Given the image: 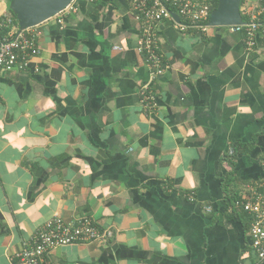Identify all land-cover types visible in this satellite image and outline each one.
<instances>
[{
  "label": "crops",
  "instance_id": "crops-1",
  "mask_svg": "<svg viewBox=\"0 0 264 264\" xmlns=\"http://www.w3.org/2000/svg\"><path fill=\"white\" fill-rule=\"evenodd\" d=\"M76 4L38 26L31 69L0 72V264L54 216L114 234L55 248L53 264H264L224 199L228 176L240 198L264 190L263 21L249 48L226 26L163 20L154 75L132 0Z\"/></svg>",
  "mask_w": 264,
  "mask_h": 264
},
{
  "label": "built area",
  "instance_id": "built-area-1",
  "mask_svg": "<svg viewBox=\"0 0 264 264\" xmlns=\"http://www.w3.org/2000/svg\"><path fill=\"white\" fill-rule=\"evenodd\" d=\"M213 10V0H132L133 15L140 23L141 30L138 50L144 55L154 75L162 74L168 67L159 49L158 24L163 20H171L180 30L195 28L204 32L209 28ZM240 10L244 23L226 27L231 33H244L248 47L253 48L262 25L260 18L264 15V0H244ZM77 11L76 0H73L60 13ZM172 12L177 13L181 21H176ZM38 26L17 32L12 15L5 12L0 16V72L32 68L42 35ZM116 49L119 47L116 46ZM141 94L145 109L154 107L156 97L149 90V86L142 89ZM236 206L243 208L252 217V246L257 257L264 260V190L260 191L253 186L251 194L237 200ZM208 211H211V207ZM113 234L110 227H104L91 216H81L71 221L54 216L23 241L22 248L12 258V264H53L50 254L55 248L106 241Z\"/></svg>",
  "mask_w": 264,
  "mask_h": 264
},
{
  "label": "water",
  "instance_id": "water-1",
  "mask_svg": "<svg viewBox=\"0 0 264 264\" xmlns=\"http://www.w3.org/2000/svg\"><path fill=\"white\" fill-rule=\"evenodd\" d=\"M73 0H9L10 9L17 18L19 31L38 26L62 12ZM242 0H218L211 13L209 26H227L244 23L240 6ZM176 21L180 16L172 12ZM264 24V15H263Z\"/></svg>",
  "mask_w": 264,
  "mask_h": 264
},
{
  "label": "trees",
  "instance_id": "trees-1",
  "mask_svg": "<svg viewBox=\"0 0 264 264\" xmlns=\"http://www.w3.org/2000/svg\"><path fill=\"white\" fill-rule=\"evenodd\" d=\"M2 1V0H0ZM244 1V0H242ZM8 14L12 15L14 18H15V25L17 26V32L19 31V25H18V21H17V18L16 16L14 15L13 11L10 9V3H9V0H8ZM217 5H218V0H213V9H216L217 8ZM261 21H263V17L260 18ZM228 182V183H227ZM228 186H229V176L227 178V181H225V186H224V191L226 193L225 195V202H226V206L228 208H231L233 209L235 212H237V206H236V201L240 199V197L236 194H232L229 189H228ZM240 208V207H239ZM243 211L244 209L241 208ZM250 216V215H249ZM251 220H252V217L250 216Z\"/></svg>",
  "mask_w": 264,
  "mask_h": 264
},
{
  "label": "rangeland",
  "instance_id": "rangeland-1",
  "mask_svg": "<svg viewBox=\"0 0 264 264\" xmlns=\"http://www.w3.org/2000/svg\"><path fill=\"white\" fill-rule=\"evenodd\" d=\"M6 3H8V0H4Z\"/></svg>",
  "mask_w": 264,
  "mask_h": 264
}]
</instances>
